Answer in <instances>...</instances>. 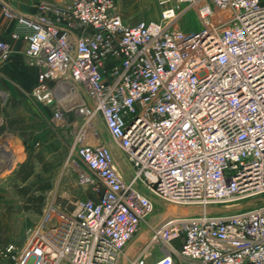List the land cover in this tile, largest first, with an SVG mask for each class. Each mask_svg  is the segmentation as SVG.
Instances as JSON below:
<instances>
[{"label": "built area", "instance_id": "obj_1", "mask_svg": "<svg viewBox=\"0 0 264 264\" xmlns=\"http://www.w3.org/2000/svg\"><path fill=\"white\" fill-rule=\"evenodd\" d=\"M158 5L159 21L131 25L115 0L39 1L25 16L0 0L38 69L28 96L70 130L66 164L97 194L68 212L51 193L28 246L0 247L3 264H264V0ZM187 9L198 30L175 27ZM9 54L0 40V62ZM153 199L196 212L150 226L130 259Z\"/></svg>", "mask_w": 264, "mask_h": 264}, {"label": "rangeland", "instance_id": "obj_2", "mask_svg": "<svg viewBox=\"0 0 264 264\" xmlns=\"http://www.w3.org/2000/svg\"><path fill=\"white\" fill-rule=\"evenodd\" d=\"M158 1L115 0V4L121 19L133 25L141 21H159L162 8ZM174 25L191 31L198 30L200 22L194 10L187 9ZM40 108L42 111L36 121L29 106L8 100L2 107L6 125L0 129V247L12 245L20 250L28 246L50 195H55L60 207L68 212L73 210L74 202L97 196L92 192L95 180L91 179L94 184L84 183L78 178L77 169L66 164L72 141L70 130L52 129L48 122L50 112L46 107ZM28 174L30 177L23 180ZM89 174L85 171L86 176ZM255 204L256 201H252L223 211L232 212ZM195 212L193 207L173 206L153 199V212L146 216L122 253L133 259L147 244L151 230L147 222L155 227L165 219L187 217ZM118 264L128 262L121 257Z\"/></svg>", "mask_w": 264, "mask_h": 264}, {"label": "crops", "instance_id": "obj_3", "mask_svg": "<svg viewBox=\"0 0 264 264\" xmlns=\"http://www.w3.org/2000/svg\"><path fill=\"white\" fill-rule=\"evenodd\" d=\"M9 7L21 15H33L36 13L35 5L39 1L59 2L58 0H6ZM15 29V23L4 16L0 6V40L9 45L10 57L5 62H0V92L5 93L8 99L20 105L29 106L32 118L38 121L40 106L28 96V93L37 85L38 69L30 66L24 55L26 45L22 40H10L9 36ZM1 102V99H0ZM40 109V110H39ZM0 264H3L0 262Z\"/></svg>", "mask_w": 264, "mask_h": 264}, {"label": "trees", "instance_id": "obj_4", "mask_svg": "<svg viewBox=\"0 0 264 264\" xmlns=\"http://www.w3.org/2000/svg\"><path fill=\"white\" fill-rule=\"evenodd\" d=\"M29 177H30V174L26 175V176L23 178V180H26V179L29 178Z\"/></svg>", "mask_w": 264, "mask_h": 264}, {"label": "bare ground", "instance_id": "obj_5", "mask_svg": "<svg viewBox=\"0 0 264 264\" xmlns=\"http://www.w3.org/2000/svg\"><path fill=\"white\" fill-rule=\"evenodd\" d=\"M146 225H149V227H150V226L154 227V225H152V224H148V222L146 223Z\"/></svg>", "mask_w": 264, "mask_h": 264}]
</instances>
